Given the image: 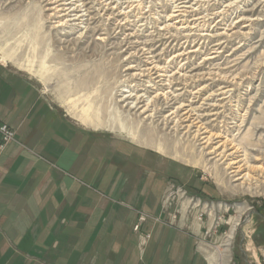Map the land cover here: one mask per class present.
Here are the masks:
<instances>
[{"label": "rangeland", "instance_id": "rangeland-1", "mask_svg": "<svg viewBox=\"0 0 264 264\" xmlns=\"http://www.w3.org/2000/svg\"><path fill=\"white\" fill-rule=\"evenodd\" d=\"M2 1L4 0H0V65L16 71L25 80L34 84L36 92L38 91L37 96L42 97L44 101H49L75 127H82L91 135L104 136L109 141L129 142L133 147L145 149V151H149L148 153H150L149 155L146 154L148 157L144 156L145 159L141 157L137 162H134L136 166L139 165L137 170L147 167L145 170L148 171V174L144 175L143 178L149 180L151 190L149 194L136 198V200L143 199L145 202L137 204L136 200L130 202L123 196H120L121 199H116L113 196L108 197L107 188H102L96 182L89 181L88 185L91 195L93 197H105L110 202H114L128 209L130 212H136L138 215L137 222L140 221L141 215H145V223L149 222L163 227L170 226L177 230L189 229V231H193L190 232L195 234V247L200 251L201 244L211 249L221 244L222 238L230 228L229 220L238 215L237 205L244 204L248 210L242 214L241 224L233 238L231 260L228 264H264V191L262 190L264 186L259 187L255 194L248 195L235 192L226 184L223 186L219 185L215 174L209 167L210 164L207 165L206 158L199 154L196 146H193L187 140L171 137L170 134L164 136L162 134L164 131L155 128L152 122L149 123L148 121L147 127H138L133 131L136 132L134 135H136L135 137H137L138 141L143 142L142 144L134 141L131 138L133 137L132 134L129 137L117 130V125L121 121L116 112L119 109L117 108L118 103L115 100V93L119 85L118 78L122 70V58L116 60L110 57L109 59L105 55V50H101L96 57H88L84 56V54L72 57L69 55L67 49H61L57 45L58 43L55 41L52 29L48 28L50 24H54L52 23L54 19L47 16L52 11L48 10L50 6L45 5L46 2L42 0H19V2L15 3V5L18 4L17 6L10 8V5H4ZM171 1L144 0L142 3L143 7L138 2H134L133 7L130 9L134 8L136 12L138 10L147 11L146 16L151 15L150 18L148 17L144 20L147 22L148 31L143 32V39H147V34L155 35L158 32V27H163L161 23L165 21H163L164 18L161 16L171 13L173 3ZM235 2L239 3V1ZM235 2V7L232 8L233 11L227 12L230 14L227 24L233 20L235 21L237 11L242 8V5L241 8L238 7L240 3L236 6ZM79 3L82 4V1L77 4ZM136 3L138 5H135ZM96 7V9L99 8L98 6ZM223 8L221 6V9ZM149 9L152 10L149 12ZM259 14V18L262 20L252 21L251 26L243 27L250 24V22H246V24L241 23L240 26L243 28L240 27L239 29H241V32L248 31L247 34L241 33L238 34L239 37H232L230 34L233 30L229 31L231 37L220 36V42L224 43V49L219 53L221 55L211 63L213 64V72H221L222 75L227 74L228 80L233 77L227 83L233 84L229 87L233 90V92L229 93L230 95L233 93V97H229V94L226 95L229 99H226L225 102L229 100L230 102L226 105V109L223 108L226 110L223 113L225 116L219 119L217 127L223 129L226 122L223 121V123L222 120L232 122L233 119L231 118L244 113L250 107L251 110L247 114V125L240 131L243 134L248 130L249 126L252 128V122L250 124L249 120H254L255 123H260V126L264 127V114H262L264 113V2L259 9ZM257 15L258 12L254 13L253 17L256 18ZM98 16L96 15V19L98 18V20L102 21L103 18ZM177 19L182 20L183 17L169 20L167 23L173 22L171 23L172 25L174 24L173 26L177 25L179 27L180 23L176 22ZM216 20H211V26L217 23ZM137 23L138 25L141 24L140 22ZM219 27L225 28L224 25ZM131 28H134V26ZM224 30L227 31L226 29H220L218 33L224 32ZM82 31H85L84 28L76 32L74 37L78 36ZM119 31L118 29L116 33L112 31L111 33L113 36L123 39L124 35ZM129 32L127 31L126 33ZM173 32L175 31L172 30ZM207 32L210 33V30H197L195 33L197 35H190L192 36L189 40L190 46L196 45L197 47L199 45L201 47L204 45L207 47L203 46L198 56L193 58V62L197 64H203L202 59L205 56L203 54L209 52L207 50L209 46L212 47L214 43H217V41L209 43L208 38L204 39L205 35L201 34H208ZM154 44L157 48L161 43L158 44L156 42ZM173 44L175 45L176 42L174 41ZM188 45L185 44V46ZM162 48L163 46H160L159 50ZM2 52L9 55V57L11 56L12 59L10 61H3ZM127 53L123 52L124 55ZM225 61H229V63L227 64ZM18 64H21L26 69L18 67ZM204 67L207 69L211 66L206 64ZM40 72L44 75L45 80H42L41 76L38 75ZM204 81V83L211 82V80ZM248 82H251V87L248 86ZM204 83L202 81V84ZM216 84H220V81L217 80ZM217 87L219 86H216L215 89ZM239 104L240 106H238ZM85 118H87V122L84 124L82 121ZM4 124L10 128L12 136L4 143L5 145L0 152V157L7 145L14 141L22 149L25 148L23 141L16 138V128L8 123L0 122V125ZM233 125L235 124L230 123L229 126ZM96 126H99V128H96ZM128 126H130L128 128H131L130 124ZM237 132L235 131L234 133L236 134ZM260 133H262V130L253 139L249 137L248 141H257ZM158 146L162 148L163 152L155 150ZM28 151L33 152L36 156L39 155L31 148ZM41 156L39 157L41 158ZM159 157L163 158V160ZM42 158L48 162L46 156ZM158 158L162 161H158ZM49 164L51 168H56L64 175L69 174L68 171L59 168L56 164ZM50 172L52 175V170ZM135 174L134 176H138L140 173L137 172ZM81 182L87 184L86 181ZM212 206L214 208H211ZM19 211L24 215L28 213L25 209H19ZM13 215H17V213ZM164 215L168 217L166 218ZM143 223L139 231H136L135 225H133V231L137 235L138 247L141 250L145 249L151 238L150 232L142 228ZM197 223H199L198 228ZM194 227L195 230H193ZM203 255L205 256L204 253ZM205 263L209 264L207 258Z\"/></svg>", "mask_w": 264, "mask_h": 264}, {"label": "crops", "instance_id": "crops-1", "mask_svg": "<svg viewBox=\"0 0 264 264\" xmlns=\"http://www.w3.org/2000/svg\"><path fill=\"white\" fill-rule=\"evenodd\" d=\"M35 89L0 65V122L25 145L14 141L0 157V264H206L193 231L144 222L151 238L141 250L136 212L91 195L89 181L116 199L149 194L147 167L134 163L149 151L75 127Z\"/></svg>", "mask_w": 264, "mask_h": 264}, {"label": "bare ground", "instance_id": "bare-ground-1", "mask_svg": "<svg viewBox=\"0 0 264 264\" xmlns=\"http://www.w3.org/2000/svg\"><path fill=\"white\" fill-rule=\"evenodd\" d=\"M42 1L46 2L45 5L50 6L48 10L52 11L47 16L54 19L52 22L54 24H50L48 28L52 29L57 45L61 49H67L70 56L78 57L84 54V56L96 57L101 50H105V55L109 59L110 57L116 60L122 58V70L119 73V85L115 93L119 109L116 112L121 121L119 124L117 123L119 125H117V130L129 137L132 134L131 138L142 144L143 142L138 141L134 135L136 132L133 131L138 127H147L152 122L155 128L164 131L162 133L164 136L170 134L171 137L187 140L196 146L199 154L206 158L207 165L210 164L209 167L215 174L219 185L226 184L233 191L248 195L255 194L259 187L264 186V127L260 126V123H255L254 120H249L250 124L252 122V128L249 126L244 134L240 132L247 125V114L251 110L250 107L244 113L231 118L232 122L222 120V122H226L223 129L217 127L219 119L225 116L223 113L226 111V105L230 102V100L227 102L225 100L229 99L226 95L233 92L229 88L233 84L227 83L233 77L228 80L227 74L213 72V64H211L224 49V43L220 42V36L237 37L241 33L247 34L248 31L241 32L239 28L251 26L252 21L262 20L259 18V9L264 0H172L171 13L161 16L165 21L161 23L163 27H158V32L155 35L147 34V39H143V32L148 31L147 22L144 20L150 18L151 15L146 16L147 11L138 10L136 12L134 8L130 9L134 2H138L142 6L144 0ZM80 1L82 4H77ZM235 1H239L240 4ZM2 2L4 5H10L11 8L17 6L18 4L15 5V3L19 0H4ZM234 2L236 6L239 4V8L242 5V8L237 11L235 21L227 24L230 18V14L227 12L235 7ZM3 4L1 3V5ZM96 6L99 8L96 9ZM221 6L224 8L221 9ZM151 10L149 9V12ZM102 12L103 14H101ZM256 12L258 15L255 18L253 16ZM96 15L101 16L102 21L96 19ZM104 15L105 17H103ZM180 17L183 19L176 20L180 23L179 27L173 26L174 24H171L173 22L167 23L169 20ZM131 18L133 19L131 20ZM214 19L217 23L215 22L216 24L211 26V20ZM137 22L141 24L138 25ZM246 22H250V24L240 26L241 23L246 24ZM82 24L84 25L82 26ZM221 25H224L225 28L219 27ZM132 26L134 28H131ZM81 28H84L85 31L74 37V34ZM118 29L124 35L123 39L112 35L111 31L116 33ZM220 29H226L228 32L224 30V32L218 33ZM172 30L175 32L172 33ZM197 30H210V33L201 35H205L204 39L208 38L209 43L217 41L212 47H208L207 54H203L205 55L202 59L203 64L193 62V58L198 56L204 45L201 47L199 45L197 47L196 45L190 46L189 42L192 37L190 35H197L195 34ZM127 31L130 32L126 33ZM229 31L233 32L229 35ZM140 39L142 40L140 41ZM156 42L161 43L160 46L163 48L160 50V46L156 48L154 44ZM185 44L189 45L185 46ZM226 46L228 45L226 44ZM123 52L128 53L124 55ZM11 59V56L2 52L3 61ZM206 64L211 67L206 69L204 67ZM18 67L26 69L21 64H18ZM38 75L42 80H45L42 72ZM204 80H211V82L204 83ZM217 80L220 81V84L215 85ZM240 82L242 81L240 80ZM250 83L248 82V86L251 87ZM216 86L219 87L215 89ZM232 94H229V97H233ZM219 96L221 97L219 98ZM86 122L87 118L82 121L84 124ZM230 123L235 125L229 126ZM129 124L132 129L128 128ZM261 130L262 133L258 135L257 141H248L249 137L253 139ZM235 131L238 132L235 134ZM238 134L240 135L238 136ZM155 150L163 152L160 146ZM262 190L264 191V189ZM237 206L238 215L229 220L230 228L222 238L221 244L214 249L204 244L200 246L209 264H228L231 260L233 238L241 224L242 214L248 210L244 204Z\"/></svg>", "mask_w": 264, "mask_h": 264}, {"label": "built area", "instance_id": "built-area-1", "mask_svg": "<svg viewBox=\"0 0 264 264\" xmlns=\"http://www.w3.org/2000/svg\"><path fill=\"white\" fill-rule=\"evenodd\" d=\"M11 136H12V131L10 130V128L5 124L0 125V152L3 148V146L5 145L4 143L7 142V140L10 139ZM144 221H146V216L141 215L140 221L135 224V230L136 231L140 230V226L142 225V223Z\"/></svg>", "mask_w": 264, "mask_h": 264}]
</instances>
